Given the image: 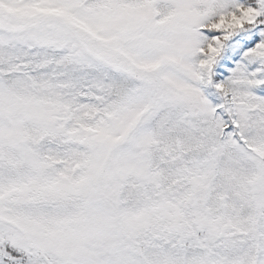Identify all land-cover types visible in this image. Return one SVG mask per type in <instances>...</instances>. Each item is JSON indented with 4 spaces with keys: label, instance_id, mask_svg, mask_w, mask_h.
I'll list each match as a JSON object with an SVG mask.
<instances>
[{
    "label": "snow or ice",
    "instance_id": "1",
    "mask_svg": "<svg viewBox=\"0 0 264 264\" xmlns=\"http://www.w3.org/2000/svg\"><path fill=\"white\" fill-rule=\"evenodd\" d=\"M0 264H264V0H0Z\"/></svg>",
    "mask_w": 264,
    "mask_h": 264
}]
</instances>
